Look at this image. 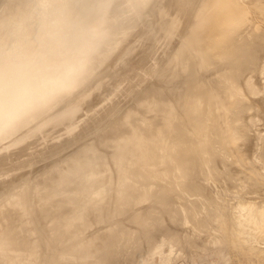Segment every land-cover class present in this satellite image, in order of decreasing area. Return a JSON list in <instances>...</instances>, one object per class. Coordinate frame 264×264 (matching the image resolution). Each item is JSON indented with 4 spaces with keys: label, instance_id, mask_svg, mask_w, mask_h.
<instances>
[{
    "label": "bare ground",
    "instance_id": "bare-ground-1",
    "mask_svg": "<svg viewBox=\"0 0 264 264\" xmlns=\"http://www.w3.org/2000/svg\"><path fill=\"white\" fill-rule=\"evenodd\" d=\"M217 1L219 0H166L167 4L162 5V0H35V2H31L32 5L30 6L27 4L28 0L3 1L1 7L3 5V8L12 12L15 17H22L28 12L26 15L28 21L21 29L23 34L19 38L13 35V40L8 42L2 40L0 42L2 55L0 66L6 67L21 53L33 54L48 59H61L83 54V68L75 81L65 91L53 95L44 104L20 116L11 123H0V147L6 142L13 143L20 134H30L32 131L29 132V129L37 125L30 126L31 124L39 123L50 115L51 118L49 117L50 119H48L47 123L49 120L55 119L54 123H56L57 128L55 125H51L50 128L54 126L56 130L54 127L53 129L59 131L57 129L60 126L75 119V114L81 112V106L87 102L86 99L89 96L82 99L79 103L74 101L77 97L79 98L84 92L96 88L102 90L101 87L103 86L106 89H111L112 87L115 89L114 86H117L118 81L123 79L124 82L126 75L128 77L131 76L133 70V76H135L140 71V68L134 64L137 61V57L130 53H135L134 48L136 49L138 43L142 45L141 41L144 38L146 40L144 39L143 45L147 46L149 42L145 44V41H150L148 49H151L147 54V47L145 48L142 45L141 47L145 48L142 49L138 45V48L141 51L143 50L144 53L141 52L140 54V50L137 53V48V56L141 55L140 59L138 58L139 61L136 62L138 65H141V63L142 65L143 63L147 64L145 62L149 58L148 60L146 58L154 53L153 48L156 50L160 42L168 41V43L171 42L169 46L172 45L166 59L159 64V67L151 68L152 70L149 69L150 65L148 68L146 67L151 71L149 73L145 70V72L149 73L148 75L151 76L152 80L156 79L154 84L152 83L153 81L148 82L151 80H146L145 75H142L143 72L139 79H137L139 75L135 76L136 82L132 81L135 85L132 86L131 84L130 88L132 90L129 88L131 90L129 92L133 99L137 98L134 101V109L126 108L127 106L124 107L123 111L118 110L116 107L111 109V111L107 109L109 111L108 114H104L106 120L101 115L99 118L98 115L101 121L104 118L103 123H100L101 121L98 122L99 119L96 117L97 120H95L96 118L87 120V124L81 126V129L82 127H87L83 131L78 127L76 130L79 129L83 133L81 135L77 133L79 131L76 132L77 135L79 134L78 139L74 138L76 134L71 135L75 139L74 142L71 141L73 140L72 138H68V141H60V144L58 143L51 147L48 154L40 152L43 157L47 154L46 156L53 158V160H49L50 163L48 164L45 162L47 165L44 164V167H40L42 170L39 168L41 171H37L35 174L36 179L33 178V181L31 180L34 176L33 174L28 179L26 178L28 175L23 172L19 173L21 175L22 173L24 174L22 177L17 175L20 176V178L18 177L19 180H16L17 182L14 181L17 179L16 176L13 177L15 179L12 178L13 181H8V179L7 182H5L6 180L0 181V185L5 182V187L1 185L0 188L3 186L2 189L5 190L3 197H6L4 204L0 206V264H125L124 262H133L138 257L136 256L138 253L135 255V252H133L135 257L130 251L132 247L135 246V249H137L136 245L139 246L145 242L152 243L155 240L157 241V239L159 240L160 237L162 240L164 235L159 238L153 236L158 222L152 223L151 219L157 214H163L166 219L165 224H169L173 220L177 222H172L176 225L171 224L174 228L171 227L167 231L168 234H166L167 232L164 233L166 234L165 237L169 239V241L166 240L168 243L175 241L176 245H179L187 236H190L195 241H199L196 239L202 238L197 235L200 228L198 226L195 227V225L200 212L203 210V206H207L205 204L215 206L218 209L220 207L221 209L224 208L226 215L232 213L229 212L233 209V205L231 206L229 202L233 201L229 200L231 196L227 199L228 201L225 200V203L229 205L228 209L218 199L225 195L229 184L235 188L233 186L234 181L236 187L241 185L240 183L237 184L236 180L243 182L247 179L248 181L250 176L247 178L246 175H243L242 172L244 171L241 169L243 166L242 161L245 163L248 160H244L246 156L242 153L243 151L239 148L235 150V145L233 149V144L228 146V148L219 147L212 138L214 132H216L214 137L216 142L217 137H222L229 141L234 130L238 132L239 129H242L237 126V123L241 122V117L244 116L242 114L244 107L239 111L236 104L245 103L244 92L242 91V87L245 84L233 81L232 78L240 74L237 69L231 72L230 80L226 86L215 84L212 77L209 78L210 83L208 85H201V81L203 77L206 79L210 74L214 75L219 70H222L226 61H231L233 65H237L241 61V54L248 49V46L243 45L242 41L245 36L249 35L248 33L246 35V29L245 33L235 32L238 29V25L241 24V19H239L240 21H235L231 19V16L237 11L245 12L244 14L246 15H248L246 12L249 13L251 11V15L252 10H248L254 9L253 6L255 5L257 7L261 0H243V2L239 0L237 3H234V0H223L220 6H216ZM40 4L45 9L46 23L44 24L33 20L36 12H39L38 6ZM193 5L196 6L195 11L194 9L191 10ZM207 7L211 11L222 9V17L210 19L206 13L208 9L203 10ZM188 8L190 16L188 17L184 14L183 17V13ZM3 11L0 12V15L3 14ZM188 11L187 13L189 14ZM255 12L253 11V14ZM185 16L188 18H185ZM244 16L242 18L246 21L242 20V22L247 24L248 20L250 21L252 18L248 17L246 19ZM50 21L52 24H50ZM180 25L186 26L191 32H194V38L191 42L188 39H184L183 36L177 38L174 35V33H183ZM261 25L263 27V24ZM135 27H141L140 30L135 29L134 32L139 31L140 37L142 35V40L137 37L139 33L137 35L135 32L137 35L134 38L135 44L132 40V47H135L128 46L127 51L124 50V47L123 50L125 52H121L122 48H120L119 44L127 42L125 40L129 39L131 30V34L134 33L133 29ZM257 27L259 26L257 25ZM19 30V27L10 28V32L19 33ZM255 31L257 32L259 29ZM250 33H252V29ZM260 33L257 32L258 35L255 36L254 34L256 33L250 34L254 36L252 37L253 40H257L261 44V47L259 44H255V46L259 45L261 49L259 53L264 50V31H260ZM53 34L56 35L51 38ZM133 35L131 36L133 37ZM63 38H68L71 41L68 49L64 47L62 40H60ZM174 38L177 39V45H174ZM135 39L140 41L137 43ZM246 39L248 40L249 37ZM128 42H131V40ZM132 43H128V45H132ZM253 43L254 41H252ZM116 46L121 49L119 51L121 54L118 57H116L118 52ZM149 52H151V55ZM129 56L132 59L135 56V59H133L135 61H131L130 58L132 63H128L130 62ZM258 56V54H253L251 60L257 63ZM124 57L128 60L126 64L131 67L128 68V65L127 67L125 65V68H128L127 71H124L126 69H120L123 66L118 68V64L121 65ZM143 59L145 62H142L144 61ZM261 59L264 61L260 57L259 60ZM261 62L259 61L260 64ZM142 65L141 69H143ZM133 76L131 77L134 79L135 77ZM224 78H228V76H224ZM129 84H126V86L128 87ZM220 88L226 90L225 96L219 94ZM109 89L106 91H111ZM103 91L105 90L103 89ZM99 93L101 96L102 93L100 91ZM110 94L106 93L103 96L108 97ZM70 96H73V98L69 102H74L67 107L63 102ZM101 102H104V100ZM127 103L126 105L129 104ZM200 103L203 104V107H197ZM93 104L95 105V101H93ZM176 107L178 108L176 109ZM101 108L103 110L104 107L102 106ZM121 108L123 107L121 106ZM88 111L91 112V109ZM98 111L100 110L98 109ZM94 113L93 111L92 115ZM204 114L208 115V117H204ZM101 117L103 118L101 119ZM182 123H186L190 128L198 131L200 135L205 132L209 124L212 125L210 135L207 137L206 134L202 138V141L204 140L207 143V150L204 153L207 152L208 154L206 156L197 151L192 152L191 155L193 156H191L190 160H193L192 173L196 178L184 184L183 194L181 192L173 194V192L168 199H164L163 195L168 190H162L161 188L157 190L156 188L153 191L154 189L152 190L151 186L154 185L153 180L161 176L162 170L159 169V166L162 160L167 161L169 171L175 168L174 164H172L174 160L170 157L168 151L174 147L177 148L176 143L181 136L179 133L183 129L180 131L176 129L180 125L183 126ZM223 123L225 124L224 127H222ZM44 127L47 128L46 133H50L49 135L51 136L54 130L52 131L49 126ZM231 132L232 134L230 135ZM45 135L46 138L49 137L47 134ZM88 135L94 138L91 140V138L87 137ZM85 137L89 140L87 141ZM83 138L86 142L82 141ZM63 139L61 140L64 141ZM75 142L78 143H76L77 146L74 145ZM237 145H240V142ZM72 146H75L71 149L72 152H66ZM179 146L181 147L179 149L180 153L185 148L180 144ZM242 150L245 151V149ZM232 151L235 153H240L241 151V156L244 155L243 160L239 158V153L236 156ZM17 153L19 155L20 152ZM16 155V159L20 157ZM234 156H236V162L231 161ZM36 157L35 159L38 158ZM0 162H2L1 165L3 167L6 165L5 167L9 169L6 163L5 165L3 164V160H0ZM20 163L19 166L23 163L25 165V162ZM247 165L245 164L243 168H247ZM184 172L185 169L182 170L180 178H182V173ZM220 172L222 173L221 179L227 173L224 177L226 179H224V183L221 179L216 178L217 176L220 178ZM245 172H248L249 174L246 173L248 175L255 173ZM253 178L255 177L253 176ZM12 179L10 178V180ZM215 179L221 181V184H219L222 186L217 183L219 185L217 187L221 189L216 190L213 188L211 190V188H206L210 180ZM180 185L181 183L178 182L176 187ZM252 185L251 187H253ZM237 191L239 192L238 188ZM192 192L195 193V196L194 193L191 195L194 196V201H197V196H201L204 193L207 194L206 203L197 204L196 209H188L187 211H190L188 215L187 211L183 212V209L178 212L168 210L170 207L176 206L177 202H181L179 200L184 199L182 197H187ZM259 196L260 198L262 197L261 194ZM189 200L186 201L185 199L188 203ZM263 200L260 199L259 201ZM148 202H152L150 207H147ZM239 202L234 205L237 210L242 209V207V210L246 209L245 211L249 207L252 209L251 206L246 208L244 203H242L244 201ZM256 202L258 203V201H253L250 205ZM188 203H186V206ZM247 204L249 205V203ZM262 205L261 202L256 207L260 209ZM256 207L254 208L257 209ZM249 211L251 212V210ZM240 212L237 211L236 216ZM118 217L122 220L119 221ZM176 217L178 218L176 219ZM213 217L211 215L209 219L213 220ZM150 221L152 224H150ZM203 221L209 224L208 219H203ZM159 223L158 226L160 228L162 225ZM143 231L146 233V237L142 236L141 233ZM140 235L144 240H141ZM165 237L163 238L166 239ZM117 242H119L118 246L116 245ZM122 242H125V244ZM157 244L159 243L157 242ZM145 245L147 244L141 246L144 249L139 251L143 252L150 246L145 248ZM154 246L156 247L157 245L154 244ZM151 248L146 249L148 254H150L148 256H151L149 252ZM160 250L161 248L159 253L162 251ZM127 252L132 253L130 258L125 256ZM123 254L128 257L127 260L125 257L122 259L121 255ZM119 256L121 257L120 259L118 258ZM146 256L147 254L145 259H147ZM143 258L142 255L141 260ZM141 260L139 259V261ZM139 261L136 262H142ZM146 261L149 262L148 259ZM129 264L132 263L130 262Z\"/></svg>",
    "mask_w": 264,
    "mask_h": 264
},
{
    "label": "rangeland",
    "instance_id": "rangeland-1",
    "mask_svg": "<svg viewBox=\"0 0 264 264\" xmlns=\"http://www.w3.org/2000/svg\"><path fill=\"white\" fill-rule=\"evenodd\" d=\"M3 1L0 0V2H1L0 3V7H1V4L3 3ZM222 1L223 0L217 1L215 5L216 6H220ZM238 1L239 0H234L233 2L237 3ZM240 1L243 2V0H240ZM261 1H260L261 3L259 2L257 4V7L255 5V6H253L254 9H249L248 10V11L252 10V14L251 15H250L251 11L249 13L246 12L248 15L244 14L245 12L243 13V12L237 11L236 13H233L232 16H231V19H233L235 21L241 19V21L239 20L241 22V24L238 25V27H237L238 29L235 32L245 33L246 30H247L246 35H247V33L249 35V36H247V37H249L248 40L246 39L247 37L245 36L243 38V41H242V44L243 45H247L248 49L244 53L241 54V57H242L241 61L237 65H233V63L231 61H226L225 64H224V68L222 70H219V72L214 74V75L210 74L209 77L206 78V79L203 77V79L201 81V85H203V86L208 85L210 83V79L209 78L212 77V80L214 81L215 84H217L219 86H226L227 82L230 80L231 72L233 70L237 69L238 71H240V74L239 75H235L232 78L233 81L241 82V83L243 82L245 84L242 87L243 88L242 91L244 92V93L242 92L244 94V95L243 94L242 95L245 98V103H242L241 105L236 104V107L239 109V111H240V109L242 107H244V109L242 111V114L244 116L242 115L243 117H241L242 118L241 122L237 123L238 124L237 126H239V128H242V129L241 130L239 129L238 132L234 130L233 134L231 132L230 135L231 134L232 135H231L229 141L225 140L222 137H217V142H216V140L214 139V137L216 135V132H214V131H213L214 135H213V138H212V140L215 141V144L217 143V146H219V147L228 148V146L233 144L232 145V149L236 147L235 150H237V148H239L241 151H243L242 153H244V155L246 156L244 160H248L245 163L242 161V165L243 166H245V164L247 165V162H248L247 168H245V167L243 168V166L241 168V166H240V168L244 171V172L241 171L242 174L246 175L247 178L250 176L248 178V181H247V179L244 180L247 183H245L244 181L242 182L241 180H239V181L236 180L237 184L240 183L242 185V187H241V185L239 187L237 185V187H236V184H235V181H234L233 182V186L235 188H233L229 184L230 188L229 187L227 188V191H226L227 194L225 193V195H223L224 197L222 196V197H220L218 199V201L224 203V205L228 209L229 205L227 203H225V200L228 201L227 199H229L230 196H231V198L229 200H233V201H229V202L231 203V206L233 205L232 206L233 209L230 206L232 210L229 211V212L230 213L232 212V213L226 215L224 213V208L221 209V207H220L218 209L215 206H211V205L208 206V204H205L207 206H203V210L200 212V215L198 217L197 223L195 225V227L198 226L200 228V230L197 232V235L201 236L202 238L201 239H196V240H199V241H195L190 236H187L186 239L183 242H181V244H179V245H176L175 241H171V242L168 243L167 241H169V239H167L165 237V235L168 234L167 231L170 230L172 225H174V226L176 225L175 223H172V222H176V221L173 220L170 223L168 222L169 224H165L164 222H166V219L164 218L163 214H157V215L152 217V219H151L152 223L162 222L163 224L159 223L160 225H162V226H160V228L158 226V223L156 224L157 228H155L156 231L154 232L153 236H157L159 238L161 235H164L163 237H165L166 239H164L162 237V240H161V237H160L159 240L157 239V241L156 240H155V242L153 241L154 244L157 245L156 247L154 246L153 242L152 243L151 242L150 243H146L145 242L142 245L138 244L139 246L136 245L137 249H135V246L132 247L130 251H132V253L135 252V255H136V253H138L136 255L138 257H136L134 255V253H133V255L136 257V259H134L133 262L132 261H128L127 263L124 262L125 264H129L130 262L132 264H134V263L137 264L138 262H136V261H139V259L141 260L142 255H143L144 258L141 260L142 262L139 261L141 263H138V264H142L144 262H145L144 264H264V200H263L264 199V197H263L264 196V185H263L264 183H262V182H264V61L262 59L259 60L260 57L264 59V57H263L264 50H262L260 52L261 53L260 54L259 50H261L260 49L261 44H259V42L257 40H253L252 39V37H254L255 35H258L257 32L260 33V31L261 32L264 31L263 30L264 29V0H261ZM31 2H35V0H28L27 4H29V6H30V5H32ZM165 3H166V0H162V5L165 4ZM41 5L42 4H40L38 6L39 12H36L35 17H34L33 20H35L36 22H39L40 24H44V23H46L45 9L43 7H41ZM43 5L46 6L45 4H43ZM192 9H194V11H195L196 6L193 5L191 7V10ZM205 9H208V11H206V13L209 15L210 19H214V17H219V16L222 17V14H223L222 9L216 10V11H211L210 8L207 7V8H204L203 10H205ZM188 10H189V8L183 13V17H184V14L187 15L188 17L190 16V12ZM1 11H3V14L0 15L1 16L0 17V42H2V40H6L8 42L10 40H13L14 37L19 38V36L21 34H23V30H21V29L26 25L25 23L28 21V19L26 17L28 12L25 13L24 16L18 18V17L13 16L12 12L7 11V9L3 8V5L0 8V12ZM187 11L189 12V14L187 13ZM253 11H256V12L253 14ZM244 15H246V16H244ZM243 16L246 19H248V17L249 18L251 17L252 19L250 18L251 20L250 21L248 20V23L246 24V22H245V24H244V22H242V20H243L242 17ZM188 17L185 16V18H188ZM243 21H246V20H243ZM257 22L259 24L260 23L263 24V27H262L261 24L259 25ZM50 24H52L51 21H50ZM242 24L246 25V26H243ZM257 25L259 27H261V28L257 27ZM180 26H181L180 27L181 31L183 33H181V34L174 33V35L177 36V38L180 37V36H183L184 39H188L189 42H191L193 40V38H194V32H191V30L188 27H186V26H182V25H180ZM251 26H252V28H251L252 29V33L253 32L256 33V34L253 33L254 36H252L253 34L250 33L251 32V29H250ZM16 27H19V29H20L19 33L20 34L14 32V31L10 32V28L11 29H15ZM253 27L259 29V31L256 32L255 30H257V29H255ZM248 28H249V30H248ZM135 29L140 30L141 27L140 28H136L135 27L133 29V32H134ZM5 31H6V33H5ZM131 31L129 33L130 37H129V34H128L129 39L127 37L128 40H125L127 42H123V43L119 44V46H120V48H122V50H123L124 47H125L124 50H126L128 48V46L132 47L133 46L132 40L134 42V38L139 33V31H135L137 35L135 34V32L131 34ZM249 33L252 34V35H250ZM13 35H14V37H13ZM54 35H56V34H53L51 36V38H54L55 37ZM131 35H133V37ZM137 37L141 39L142 35L140 37V33H139V36H137ZM144 39H143V41H144ZM60 40H62V42L64 44V47H66L68 49L69 48L68 45L70 44L71 41L68 38H63V39H60ZM129 40H131V42H128ZM135 41H137V43H138L140 40L139 39H135ZM143 41H141L142 45L144 44ZM252 41H254V43H253L254 45L252 44ZM146 42L150 43V41H145V44H146ZM128 43H130V44L132 43V45H128ZM170 43H168V41H162V42H160L158 44L156 50H154V48L152 47L154 53L151 55L150 54L152 52V50H151V52H149V54L151 56L146 58V60H148V58H149L148 61L150 63L148 61L145 62L144 59H143L144 61H142V62H145L147 64L145 65L143 63V65H142V63H141V65L143 66L144 71H142L143 69H141L142 68L141 65H138V63H136V62L139 61V59H140L139 57H141V55L137 56V53H139V50H140V48H138V47L139 46L141 47L142 45H139L140 43H138L136 45V49L134 48L135 46L132 47V48H134L135 51L134 50L133 51L135 53L137 52V48H138V52L136 54L133 53V52L130 53L131 55L134 54L137 57V59H136L137 61L133 60V59H135V56H133L134 57L133 59L129 56V61H130V58H131V61H135L134 64H136V66H138L140 68L139 70L141 72L140 71H138V72L136 71L137 74H135V76L139 75L137 77V79H139V77L141 76V73L143 72L142 75L143 76L145 75L144 77H146V80H151V81H148V82H152L153 81L152 82L153 84L156 82L155 78H154L155 79V81H154V79L152 80L151 76L148 75L150 73L149 71L152 70L151 68L154 69V68L159 67V64L162 63L163 60L166 59V57L168 55V52L170 51V48H171V45H172L171 44L169 46ZM134 44H135V42H134ZM148 44H147V46L143 45L145 48L147 47L146 48V53L148 51H150V49H151V48L148 49V47H149ZM255 44H259L260 47H259V45L255 46ZM174 45H177V39L176 38H174ZM119 46H116L117 47L116 49H118L116 57H118L121 54V52H125L124 50L122 51L119 48ZM66 48H65V50H67ZM120 50H121V52H119ZM141 52L143 53V50L142 51L140 50V54H141ZM144 52H145V50H144ZM253 54H258L259 55L258 56L259 59L257 60V63L251 60V56ZM1 58H2V55H1V51H0V59ZM127 58H128V56H127ZM131 61L128 62V60L125 59V57H124V61H121V65L118 64V68L123 66V68L121 67L120 69H126L125 65H126V67L128 65V68H129L130 67L129 64H126V63L127 62L128 63H132ZM259 61L260 62L262 61L261 64L259 63ZM122 63H123V65H122ZM149 65H150V67H149ZM146 67L147 68L149 67V69H151V70L147 69ZM128 68L126 70H124V71H127ZM136 70H137V68H136ZM145 70L147 72H149V73L145 72ZM133 74H134V70H133ZM133 74H131V76H133ZM126 76H127L126 77L127 81L125 80L123 82V79H120L118 81V83H117V86L114 83V85H115L114 88L115 89H113V87L111 88V86H110L111 89L107 88V89L111 90L109 92L106 91L107 89L103 86L104 88L101 87V89L105 90V91H103L104 93L102 92V90H98L96 88V89L90 90L88 92L87 91L84 92V94L80 95L79 98L77 97L76 100H74V101H76V103H79V102H81L82 99H84V98L89 96L86 99L87 102L85 101L86 103L81 106L82 107V110H80L81 112L75 114V119L72 122H68V123L60 126L57 129L59 131H55L56 128H57L56 127L57 126L56 123H54L56 121L55 119L49 120V122L47 123L48 119L51 118L50 117L51 115H50L49 116L50 118L47 117V118L43 119L42 121H40L39 123L31 124L30 126H32L34 124H37V125L33 126V127H31L29 129V132L32 131V132H30V134H28V135L27 134L26 135H24V134L18 135L17 140H15L16 142L14 141L13 143H8V142L5 141L6 143H4L2 145V147H0V160H3L4 161L3 164L5 165V163H6L7 166H9V169H8V167H5L6 165L3 167V165H1L2 162H0V166H1L0 167V181L6 180L5 182H7V179H8V181H13V179H15V178H13L14 176L17 177V179H15L14 181L19 180L20 176H17V175H21V174H19L20 172H23L24 174H27L28 176L26 178L32 177V174L35 176L37 171H39L42 167H44L45 165L50 163L49 160L50 161H51V159L53 160V158H50V157L46 156L48 154L49 149L51 147H53L54 145L58 144V143L60 144V141L61 142H66V140L68 141V138L69 139H71V138L73 139V136H71V135H75L76 134V136H74V138L76 137L75 139H78L77 138L78 135L83 133V132H80L79 129L78 130H76V129L79 127L80 130L83 131L85 128H87V127H82V129H81V126L87 124V120L95 119L96 117L98 118V115H99V118H100V115L104 117L105 116L104 114L107 115L108 112L111 111V109H113L115 107L118 108V110L120 109L122 111H123V109H125L124 107H126V106H127L126 108L129 107L131 109H134L133 108L134 101L137 98L135 97L133 99V96L130 95L129 90L131 89L130 88L131 84H132V86L135 85V84H133V82H136L137 79H136L135 76H133V77H135L134 79L131 76H129V77H128V75H126ZM224 76H228V78H224ZM127 78L128 79L130 78L131 81H130V79L128 80ZM126 84L127 85L129 84V86L127 87ZM124 87H126L127 90ZM97 90H98V92L100 91L102 93L101 96H100V93L98 94ZM106 93H108V94L112 93V94L108 95V97L107 96L106 97L103 96L104 94L106 95ZM219 94L221 96H225L226 95V90L224 88H220L219 89ZM75 96H77V94H75ZM102 97H103V99H102ZM71 98H73V96L68 97L63 102V103H65V105H67V107L70 106V103L74 102V101L69 102V100ZM103 100H104V102H101ZM93 101H95V105L93 104ZM126 103L128 105H126ZM120 105L123 108H121ZM102 106L104 107L103 108L104 111L101 108ZM119 106H120V108H119ZM197 107H203V104L200 103V104L197 105ZM177 108L178 107H176V109ZM90 109H91V112L88 111ZM98 109L100 111H98ZM105 109H106V111H105ZM107 109L108 110L110 109V110L107 111ZM93 111L96 114L94 113V115H92ZM90 116H92V117H90ZM203 116L204 117H208V115H206V114H204ZM103 117H101V119ZM97 118L95 120H97ZM104 118L102 119V121L99 119L98 122L101 121L100 123H103L104 122ZM105 120H106V118H105ZM51 125H55L56 128L54 126H52V128H50ZM182 125L183 126L180 125V127L176 129L177 131H180L181 129H183V131H181L179 133L181 136L179 137V140H177V143H176V147L177 148L174 147V148H172L171 150L168 151V154L174 160V162H172V164H174L175 168L172 171H169V168L167 167L168 166L167 161L162 160L160 162V166H159V169L162 170L161 176L158 177L157 179L153 180V184L154 185L151 186L152 190L154 189L153 191H155L156 188H157V190H160V188L162 190H168V192L163 195L164 199H168L171 196L170 194L173 193V192H174L173 194H179L180 192H181V194H183L184 192H182V191H184V184L187 183V182H191L193 180V178L194 179L196 178V176L192 173V170H193L192 162H193V160H190L191 156H193V155H191L192 152L194 153V151H197L198 153H200V154L202 153V154H204L206 156L208 154L207 152L204 153L205 150H207L206 149L207 148L206 147L207 143L204 140H203L204 141L203 142L202 138L206 134H207V137L210 135L212 125L209 124L208 127H206L205 132L201 133V135L199 134L198 131H196V130L190 128V126L186 125V123H182ZM224 125L225 124L223 123L222 127H224ZM44 126H49V128L52 129V131L55 129L51 136L49 135L50 133H46V129L47 128H45ZM36 127H38V128H36ZM53 127H54V129H53ZM185 127H188V128H185ZM77 131H79V132H77ZM76 132L79 133V134L77 135ZM44 133L47 134L49 137L46 138V135ZM173 133L175 134L174 131H173ZM87 137L89 139L91 138V140H92V138H94L91 135H88ZM87 137H85L86 140H87ZM63 138H67V139H63ZM61 139H63L64 141H62ZM75 139H73L71 141L74 142ZM82 141L86 142L84 140V138H83ZM239 142H240V145H237V144H239ZM71 143H70V145H71ZM76 143L77 142H75V144L74 143L73 144L76 145ZM79 143H81V142H79ZM133 144H134V142H133ZM179 144L181 146H183V148H185L184 150L182 149V152H180V153H179V149L181 147L179 146ZM234 145H235V147H234ZM247 146H250V147H247ZM74 147L75 146H72L71 148L69 147L66 150V152L67 151L68 152L69 151L72 152L71 149L74 148ZM135 147H136V145H135ZM246 147H247V149H246ZM242 149H245V151L242 150ZM247 150H249V151H247ZM234 151H232V152H234ZM241 151H240V153L238 152L239 156H240L239 158L241 160H243V158H244L243 156L244 155L241 156V154H242ZM17 152H20L19 155H18ZM40 152H42V153L44 152V154L45 153H47V154L46 155L43 154L44 155V157H43L42 153L40 154ZM235 152H237V151H235ZM16 153L20 157H18L16 155ZM238 153H235L236 156H237ZM15 155L19 159L18 158L16 159ZM236 156H234V158L232 157L233 158V160H231L232 162H236L237 161L235 159ZM35 157L37 159H35ZM33 158H34V160H33ZM31 159H32V161H31ZM230 159H231V156H230ZM12 160H14V161L11 163ZM28 160H29V162H28ZM231 161H229V162H231ZM20 162H25L26 166L24 165V163L21 166H19L21 164ZM8 163H10L11 165L10 164L8 165ZM256 163H257V165H256ZM254 165H255V167H254ZM183 169H185V172L186 171L187 172H186V174H185V172L182 173V178H180L179 176H180V174H181ZM245 171H249V172H253V173L255 172V173L253 175H248L249 173L245 172ZM27 172L29 174L31 173L30 176H29V174ZM23 173H22L21 177L24 175ZM246 173H248V174H246ZM38 174H39V172H38ZM221 174L222 173L220 172V178H219V176H217L216 178H218L220 180L221 179ZM250 174H252V173H250ZM226 175H227V173L222 176L223 178L221 179V181L223 183L226 180L224 178ZM34 176L31 178V180L33 178L36 179V176L35 177ZM253 176L256 178V180H255V178H253ZM256 176H258V177H256ZM4 178H6V179H4ZM10 178L11 179L13 178V179L10 180ZM28 179H30V178H28ZM218 179L217 180L215 179L216 182H215V180H210V182H209V184H208V186L206 188H211V190H213V188H215L216 190H220L221 188L217 187V186H219L221 184V181H219ZM251 179H252V181H251ZM5 182L2 183L1 185H4ZM178 182H180L181 185L176 187V184ZM217 183L218 184L220 183V184L218 185ZM250 184L251 185L253 184L252 185L253 187H251ZM225 185H227V184H225ZM243 185H245V186H243ZM220 186H222V185H220ZM4 187H5V185H4ZM2 188H3V186H2ZM2 188H0V206H2L4 204V201L6 200L5 199L6 197H3L4 193H5V190L2 189ZM237 188H238L239 192L237 191ZM228 189H230L231 191L228 190ZM256 189H258V190H256ZM251 190H253L254 192L251 191ZM193 193L194 192H192V194L190 193L187 197H182L184 199L179 200L181 202H177L176 206L170 207L168 210L171 211V212H178V211H181L183 209V212H185L188 209H196L197 208V204L199 205V204L206 203L207 198H208L207 194L204 193L201 196H197L196 197L197 201H194L195 200V198H194L195 193H194V196H191V195H193ZM231 193H232V195H231ZM242 193H243V195H242ZM260 194L262 196L261 198L259 196ZM240 195H242V196H240ZM248 197H250V198H248ZM185 199H186V201H188L190 199L189 203L186 202ZM260 199L263 200V201H259ZM182 200H184V201H182ZM241 200L244 201V202H242ZM253 201H258V203L256 202V203L250 205V203H253ZM238 202L239 203H241V202L244 203L246 208L251 206L252 209L250 207H249L250 209L247 208V211L251 210V212L250 211L249 212L245 211L246 210L245 208H244V210H242L243 207H242V209L240 208L238 210H237L236 207L234 208V205L235 204L237 205ZM261 202L263 204L262 205L263 208L261 207L259 209V207H256V206L261 204ZM178 203H183L184 205L183 204H178ZM186 203H188L187 206H186ZM247 203H249V205ZM255 204H258V205L255 206ZM151 205H152V202H148L147 207H150ZM254 207H256L257 209H255ZM233 210H235V211L233 212ZM237 211H239V212L241 211L239 214L237 213L238 216H236V212ZM189 212L190 211H187V215H188ZM213 212H214V214H213ZM210 214L214 216L213 220L209 219V216H211ZM233 214H235V215H233ZM239 215H240V218H239ZM177 218L178 217H176V219ZM117 219H119V221L122 220L119 217ZM203 219H208V223L209 224L204 223ZM117 221L118 220H116V222ZM119 221L117 223H119ZM152 223L150 221V224H152ZM174 226L172 228H174ZM164 232H167V233L165 234ZM143 233H145V232L143 231L141 233L142 236L146 237V233L145 234H143ZM140 238H141V235H140ZM141 240H144V238H141ZM159 241H161V242H159ZM157 242L159 244H157ZM118 244H119V242H117L116 245L118 246ZM123 244H125V242ZM144 244H147V245H145V248L147 246H149V245H150L149 246L150 248L152 246L155 247V249H153L154 247L151 248V250L149 249L150 250L149 252L151 253V256H148L150 254H148V250H146L149 247H147L145 250H143V252L139 251V250L144 249L143 247H141V246H144ZM116 245H115V247L118 249V247ZM160 248H161L162 251L160 250L161 252L159 253V249ZM154 250H156V252H154ZM157 250H158V252H157ZM146 251H147V253H146ZM141 252H142V254H141ZM127 253H125V256H128L130 258V254H132V253H129V252H127ZM144 253H145V255L147 254V256L150 257V258H148L146 256V258L149 260V262L146 261L147 259H145ZM125 256H124V254L121 255L122 259ZM121 257L119 256L118 258L120 259ZM128 257H125L126 260L128 259ZM126 260H124V261H126Z\"/></svg>",
    "mask_w": 264,
    "mask_h": 264
},
{
    "label": "clouds",
    "instance_id": "clouds-1",
    "mask_svg": "<svg viewBox=\"0 0 264 264\" xmlns=\"http://www.w3.org/2000/svg\"><path fill=\"white\" fill-rule=\"evenodd\" d=\"M82 68L83 54L48 59L21 53L0 66V123H11L65 91Z\"/></svg>",
    "mask_w": 264,
    "mask_h": 264
}]
</instances>
